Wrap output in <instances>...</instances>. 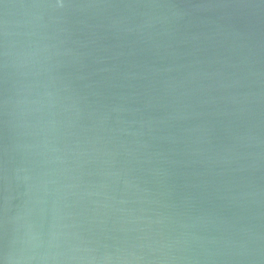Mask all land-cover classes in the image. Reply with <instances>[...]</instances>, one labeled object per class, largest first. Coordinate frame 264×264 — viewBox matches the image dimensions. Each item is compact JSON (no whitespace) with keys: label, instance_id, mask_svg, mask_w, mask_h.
Returning a JSON list of instances; mask_svg holds the SVG:
<instances>
[{"label":"water","instance_id":"95a60500","mask_svg":"<svg viewBox=\"0 0 264 264\" xmlns=\"http://www.w3.org/2000/svg\"><path fill=\"white\" fill-rule=\"evenodd\" d=\"M0 264H264V0H0Z\"/></svg>","mask_w":264,"mask_h":264}]
</instances>
